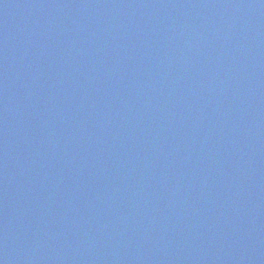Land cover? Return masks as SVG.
<instances>
[{
	"label": "water",
	"instance_id": "water-1",
	"mask_svg": "<svg viewBox=\"0 0 264 264\" xmlns=\"http://www.w3.org/2000/svg\"><path fill=\"white\" fill-rule=\"evenodd\" d=\"M0 264H264V0H0Z\"/></svg>",
	"mask_w": 264,
	"mask_h": 264
}]
</instances>
